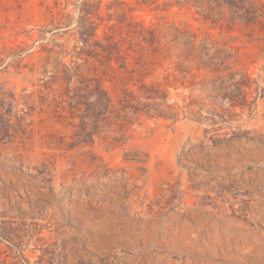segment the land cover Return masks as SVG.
Instances as JSON below:
<instances>
[{"label":"rangeland","instance_id":"1","mask_svg":"<svg viewBox=\"0 0 264 264\" xmlns=\"http://www.w3.org/2000/svg\"><path fill=\"white\" fill-rule=\"evenodd\" d=\"M0 264H264V0H0Z\"/></svg>","mask_w":264,"mask_h":264},{"label":"trees","instance_id":"2","mask_svg":"<svg viewBox=\"0 0 264 264\" xmlns=\"http://www.w3.org/2000/svg\"><path fill=\"white\" fill-rule=\"evenodd\" d=\"M240 88L242 89V88H250V87H249V86H244V85H242V86H240ZM151 98H155V97H151ZM106 100H107V98H106ZM230 100H231V101H234L233 98H230Z\"/></svg>","mask_w":264,"mask_h":264}]
</instances>
